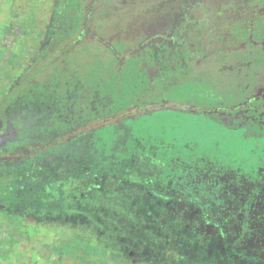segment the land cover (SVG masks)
<instances>
[{
  "label": "flooded vegetation",
  "instance_id": "obj_1",
  "mask_svg": "<svg viewBox=\"0 0 264 264\" xmlns=\"http://www.w3.org/2000/svg\"><path fill=\"white\" fill-rule=\"evenodd\" d=\"M107 4L80 0L77 28L101 20ZM61 5L53 0L31 40L28 56L49 25L51 37L32 67L24 62L17 84L6 87L16 74L0 86V241L47 238L50 253L64 255L67 242L77 239L106 264H264V167L253 176L220 165L194 142L186 161L172 145L167 164L157 149L126 147L127 121L159 110L264 136V0H194L128 11L127 18L112 14L117 32L107 40L93 34L60 58L61 75H73L79 86V97L68 101L85 113L76 129L50 136L35 126V102L23 109L24 120L12 113L24 107L17 85L25 72L66 37L63 30L54 38ZM67 59L108 69L73 73ZM60 101L67 103L65 92ZM103 126L117 131L108 165L93 145V132ZM14 251L0 246V255Z\"/></svg>",
  "mask_w": 264,
  "mask_h": 264
},
{
  "label": "trees",
  "instance_id": "obj_2",
  "mask_svg": "<svg viewBox=\"0 0 264 264\" xmlns=\"http://www.w3.org/2000/svg\"><path fill=\"white\" fill-rule=\"evenodd\" d=\"M48 2L49 0H43ZM80 0H61L62 16L57 19L58 26L54 30V38L58 39L61 31L65 30V36L67 37L74 32L80 23L82 7L79 5ZM53 0H51L50 5ZM60 14V13H59ZM35 19L32 18L31 24L35 26ZM63 22V23H62ZM35 28V27H34ZM101 53L106 52L101 46H97ZM84 50V48H83ZM76 53V52H75ZM86 53V52H85ZM97 52L95 51L94 54ZM86 54H90L87 52ZM47 56V51L40 54L39 60ZM89 60V59H88ZM26 61H20L16 57H11L9 60V67L13 71H18L22 64ZM67 71H95L108 68H100L94 65H90V60L86 63L73 60H66ZM100 64L99 62L95 65ZM32 70L25 72L23 76V82L27 76L32 74ZM63 71L61 65H55L51 69V73L44 77L40 81L28 83L24 90L20 91L19 104L24 106V109L28 111L29 103L35 102L37 105L33 107L34 123L37 129L48 133L50 136L58 134L60 131H68L76 129L74 121L80 118V114L85 113L83 110H76L73 107L71 101L68 98L71 97L75 102L79 97L78 84L73 82L77 80L73 75L63 77L61 72ZM7 77H9L7 75ZM78 77V76H77ZM88 79L94 78L93 76H87ZM22 83L17 85L18 88H22ZM33 90L32 94L30 91ZM65 92L66 102H61V94ZM16 93L15 90L9 92V95ZM44 97H48L49 100L42 101ZM29 105V106H28ZM28 118V117H27ZM130 138L126 142V147L130 151L138 150L143 145L146 149L158 150L161 161L166 164L172 160V145H175L180 153L181 159L188 160L186 155L188 152V146L192 142L196 143L201 151L209 154L211 160H219L220 165H229L231 167H239L241 170H245L252 174L257 175V169L264 167V136L256 135L250 137L244 135L240 129H226L224 127H214L208 124L201 123L195 118L189 115L178 113L172 110H159L153 111L148 114L139 115L127 121ZM93 145L95 150L102 152L103 154L98 157V161H105V164H110L109 155L114 149V139L117 136L116 127L103 126L97 128L94 132ZM38 134V132H37ZM41 134V132H40ZM137 139V140H136ZM161 142H159L160 140ZM138 143V141H140ZM158 146V148H155ZM108 157L107 159H104ZM102 158V159H101ZM118 160V158L116 159ZM94 247L89 246L87 249ZM58 248H56V251ZM65 256L69 258L70 263L65 262L60 255L57 260H51L50 264H106V261H99L89 251L80 249L77 239H72L65 245Z\"/></svg>",
  "mask_w": 264,
  "mask_h": 264
},
{
  "label": "rangeland",
  "instance_id": "obj_3",
  "mask_svg": "<svg viewBox=\"0 0 264 264\" xmlns=\"http://www.w3.org/2000/svg\"><path fill=\"white\" fill-rule=\"evenodd\" d=\"M194 0H107L108 9L102 15V19L88 20L87 23L77 28L65 39L53 42L47 51V56L40 59L32 70V74L27 76L22 82V88L28 83L40 81L49 73L52 67L59 64L64 54L72 53L75 45L80 41L89 39L96 34L107 40V35L119 30V23L112 14L127 18V12L142 10L152 12L164 7L179 8L191 4ZM51 0H0V86L14 77L17 72L9 67L11 57L25 60L28 50L31 47V40L38 31H41L42 23L46 21L49 13ZM111 14V15H109ZM98 16V15H97ZM35 19L34 25L31 24ZM112 26V31L108 32V27ZM35 27V28H34ZM117 32V31H116ZM125 33L122 31V35ZM92 39V38H91ZM132 44V43H131ZM74 45V47H73ZM61 58V59H60ZM7 75L9 77H7ZM24 107H15L12 117L24 120ZM26 125V122H24ZM12 246L14 252L0 255V264H50L51 260L60 258V254L50 253L52 241L47 238H26L15 236L13 241L1 239L0 246ZM65 262L71 261L62 255ZM59 260V259H58Z\"/></svg>",
  "mask_w": 264,
  "mask_h": 264
},
{
  "label": "water",
  "instance_id": "obj_4",
  "mask_svg": "<svg viewBox=\"0 0 264 264\" xmlns=\"http://www.w3.org/2000/svg\"><path fill=\"white\" fill-rule=\"evenodd\" d=\"M51 16H52V15H51ZM48 28H49V25L47 26V31H46V34L44 35V38L41 39V40L39 41L40 46H39L38 50L35 51V52H33V54L29 55L28 58H27V60H26L25 63L23 64V65H24L23 67H24L26 70H29V69L32 67V63H33V61L35 60V58H36L38 52H39V51H42V50L45 49L46 43L49 41V39H50V37H51V33H50V31L48 30ZM22 74H23V68H22V69L19 71V73L16 75V78H15L10 84L6 85V87L9 88V87H11V86H13V85H16L17 82H18V80L20 79V75H22Z\"/></svg>",
  "mask_w": 264,
  "mask_h": 264
}]
</instances>
